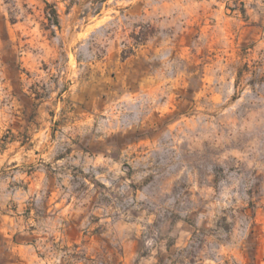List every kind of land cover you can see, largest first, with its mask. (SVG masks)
<instances>
[{
    "label": "rangeland",
    "instance_id": "374dc122",
    "mask_svg": "<svg viewBox=\"0 0 264 264\" xmlns=\"http://www.w3.org/2000/svg\"><path fill=\"white\" fill-rule=\"evenodd\" d=\"M0 264H264V0H0Z\"/></svg>",
    "mask_w": 264,
    "mask_h": 264
},
{
    "label": "trees",
    "instance_id": "16d2710c",
    "mask_svg": "<svg viewBox=\"0 0 264 264\" xmlns=\"http://www.w3.org/2000/svg\"><path fill=\"white\" fill-rule=\"evenodd\" d=\"M47 6H48V7H51L49 3H47ZM52 13L55 15L54 24H55L56 26H59V21H58V18H57V13H56V11H55L53 8H52Z\"/></svg>",
    "mask_w": 264,
    "mask_h": 264
}]
</instances>
